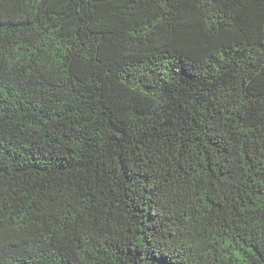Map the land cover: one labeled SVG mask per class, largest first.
<instances>
[{
	"label": "trees",
	"instance_id": "16d2710c",
	"mask_svg": "<svg viewBox=\"0 0 264 264\" xmlns=\"http://www.w3.org/2000/svg\"><path fill=\"white\" fill-rule=\"evenodd\" d=\"M0 264H264V0H0Z\"/></svg>",
	"mask_w": 264,
	"mask_h": 264
}]
</instances>
